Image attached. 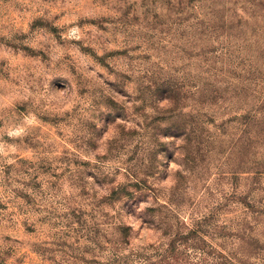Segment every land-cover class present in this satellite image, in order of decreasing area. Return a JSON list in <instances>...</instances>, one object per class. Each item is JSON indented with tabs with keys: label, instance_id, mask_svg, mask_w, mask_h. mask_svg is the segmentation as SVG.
<instances>
[{
	"label": "rangeland",
	"instance_id": "374dc122",
	"mask_svg": "<svg viewBox=\"0 0 264 264\" xmlns=\"http://www.w3.org/2000/svg\"><path fill=\"white\" fill-rule=\"evenodd\" d=\"M0 264H264V0H0Z\"/></svg>",
	"mask_w": 264,
	"mask_h": 264
},
{
	"label": "trees",
	"instance_id": "16d2710c",
	"mask_svg": "<svg viewBox=\"0 0 264 264\" xmlns=\"http://www.w3.org/2000/svg\"><path fill=\"white\" fill-rule=\"evenodd\" d=\"M225 259H227V258H225ZM226 261L224 260V263H225Z\"/></svg>",
	"mask_w": 264,
	"mask_h": 264
}]
</instances>
